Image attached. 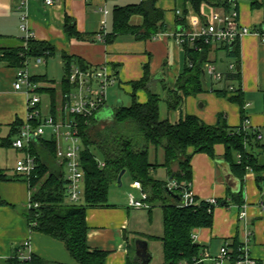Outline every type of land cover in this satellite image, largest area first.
<instances>
[{
	"label": "crops",
	"instance_id": "1",
	"mask_svg": "<svg viewBox=\"0 0 264 264\" xmlns=\"http://www.w3.org/2000/svg\"><path fill=\"white\" fill-rule=\"evenodd\" d=\"M231 2L239 13L241 25L264 30V0H231ZM138 3L140 0H56L53 6H48L45 0H0V47L19 44L24 37L21 26L25 24L35 40L45 42L56 49L54 56L61 57L64 70L63 54L74 56L76 60L80 59L88 66L107 65L117 78L115 85L132 95L133 89L130 83L141 80L144 76V67L148 65L152 78L151 90L166 99L168 91L175 89L179 76L189 62L184 45L178 43L174 34L179 30L189 33L193 29H198L204 20L189 8L185 26L177 28L176 19L179 9L175 1L158 0L157 6L165 11V21L168 25L166 33L145 41H137L133 36L123 35L112 44L99 39L101 33L105 35L112 33L115 8ZM218 9L221 10V7ZM216 10L217 8L208 5L201 7V13L207 20ZM67 17L75 21L77 31L82 37L80 40L70 38L65 31ZM131 22L139 26L143 19L135 16ZM237 44L239 57L231 54V50L225 47L209 48L207 61L213 62L217 69L226 75V79L213 83L203 73V91L194 96H184L181 93V104L174 111L169 110L163 100L162 119L179 123L188 116H194L207 125L215 126L218 118L223 116L229 126L243 125L248 130L259 132L263 137L261 142L264 144V43L258 35H247L239 39ZM238 60H240L239 65H237ZM74 62L75 60L72 65H77ZM232 64L236 66V71L237 66L240 67V83L228 78L232 75L230 74ZM40 66L37 65L36 68ZM16 74V68L0 62L1 139L10 134L11 125L15 121L23 122L27 116L26 95L14 88ZM33 76L39 77L37 74ZM43 77L56 83L46 75ZM43 85L47 87L50 84ZM230 85L241 89L243 110L239 103L231 100L233 94L229 92L226 96L217 94L216 91H228ZM45 94L49 96L48 103H45L42 97ZM41 99L44 113H50V95L43 93ZM147 99V93L139 90L138 102L146 103ZM61 107L62 97H59L56 106L58 120L62 117ZM111 108L106 101L105 107L95 117L96 122L92 126L94 129L112 121L118 106L115 110L114 108L110 110ZM4 129H6L5 136L2 134ZM47 138H44V141H49ZM20 153L23 154L21 151ZM224 153V146L217 145L215 155L219 160H214L207 154H195L191 160L193 195L200 200L215 199L227 202L225 206L215 209L211 228L193 231L196 235L195 242L210 256H215L225 242L232 250L235 242L242 244L246 238V229L250 232L248 239L251 255L260 264H264V189H259L255 174L246 175L243 187L247 216L245 220H240L238 205L230 199L228 191L230 188L231 192H239L242 183L236 177L234 181H227V174L219 164L223 161L221 159ZM149 162L158 166L153 171L155 179L162 182L170 181L166 169L162 166L165 163V152L161 147L150 148ZM0 169L8 177L6 181L0 180V201L4 203L0 204V264L20 250L25 241L30 242L32 254L48 263L76 264L63 242L29 228L24 215L31 201L29 185L17 176L15 167L10 168L6 163L0 162ZM127 175V173L124 175L123 180ZM129 182L130 190L138 191L141 196L142 188H139L131 178ZM123 185L124 182L121 187ZM108 205L104 208L87 210L90 250L107 252L105 264H145L144 259L136 256V247L135 251H132L128 233L131 229H138L133 233L141 234L139 231L142 229L143 221L148 218L147 209L131 208L128 201H108ZM158 208L161 209L160 207L155 209ZM153 211L148 212L150 220L153 219ZM146 251L150 256V264L148 243Z\"/></svg>",
	"mask_w": 264,
	"mask_h": 264
},
{
	"label": "trees",
	"instance_id": "2",
	"mask_svg": "<svg viewBox=\"0 0 264 264\" xmlns=\"http://www.w3.org/2000/svg\"><path fill=\"white\" fill-rule=\"evenodd\" d=\"M181 14L177 16V28L185 26L189 8H192L204 21L201 7L208 5L213 8L223 7L230 12L233 7L231 0H174ZM158 0H140V3L117 7L113 12V31L105 36V42L114 43L119 36L130 35L137 41L156 38L168 31L165 21V11L157 6ZM178 10V11H179ZM237 10V9H236ZM140 16L141 25H133L132 18ZM65 31L72 39L80 40L75 21L66 18ZM188 65L179 76L174 90L168 91V97L153 92L150 88L151 74L149 66L144 67L141 80L130 83L132 86V105L118 108L111 122L102 129L95 130V117L90 124L80 121L82 139L81 163L84 170V203L73 204L68 199V182L64 175V166L57 157V146L54 140L44 139L34 142L30 152L36 157L38 167L33 173L29 188L31 203H39L38 209L27 207L24 215L31 230L43 233L53 239L63 242L75 260L76 264H105L108 253L91 251L88 246L87 210L108 207L109 190L113 187L123 170L133 182L138 183L142 192L148 196L149 212L160 207L163 213L164 234L154 236L163 245L164 264H207L199 262L204 249L196 243L192 234L195 229L211 228L214 221V211L219 206H225L226 200H216L210 204L207 200L194 197L195 204L183 206L182 188L169 190L168 182H162L153 176L158 167L149 162V152L152 146L161 147L165 152V163L162 165L169 175L170 181L191 190L193 179L191 160L195 154H207L214 160L215 147L223 145L225 153L222 156L230 171L242 183L238 193L231 192L228 196L239 208L244 209V179L248 173L255 174L256 183L260 190L264 189V144L258 139L259 132L239 127L229 126L226 118L220 116L215 126L203 123L197 117L188 116L179 123H173L161 117V103H167L169 110H177L181 104V93L184 96H194L203 91V65L207 62L209 47L203 52H195L188 42L184 45ZM230 49V48H229ZM56 49L45 42L22 38L14 46L0 47V62H5L13 68H23L27 61L43 57L47 60L54 56ZM238 56V44L230 52ZM239 57V56H238ZM65 76L56 84L45 77H32V81L41 85L39 93H48L51 98V113L56 117V106L59 97L73 89L68 74L72 62L80 67H87L80 59L66 54ZM190 62L192 66H190ZM238 60L237 65H239ZM237 83L241 82V72L236 71L228 77ZM43 84H50L47 87ZM144 90L148 99L139 103L137 93ZM219 95H228V91H216ZM231 100L240 104L243 110L242 93L238 87L237 94ZM23 122L15 121L11 125L10 134L0 138V147H12L13 139L18 135ZM93 135V136H92ZM94 148L101 156L99 161L91 149ZM192 151V152H190ZM102 162V164H101ZM0 180H8L7 175L0 169ZM0 204H4L0 201ZM264 205V204H263ZM233 255H238L241 244L235 242ZM19 250L2 261V264H55L32 254L31 261L22 262Z\"/></svg>",
	"mask_w": 264,
	"mask_h": 264
},
{
	"label": "built area",
	"instance_id": "3",
	"mask_svg": "<svg viewBox=\"0 0 264 264\" xmlns=\"http://www.w3.org/2000/svg\"><path fill=\"white\" fill-rule=\"evenodd\" d=\"M56 0H45L48 6H53ZM235 7V6H234ZM107 13V11L105 12ZM181 12L177 11V15ZM187 17V16H186ZM25 20V17H24ZM204 21L198 29H193L189 33L179 30L175 33L179 44H190L195 52H203L205 46L209 48L225 47L228 48L232 43L247 35H258L264 43V30L251 29L239 23V13L237 10L227 12L225 8H217L211 14L210 19ZM104 24V22H103ZM21 30L24 32L23 39L27 42L33 39V34L23 24ZM105 34L101 33L99 39L104 41ZM37 65L45 64L43 57L35 59ZM27 61L25 67L18 68L14 88L22 91L27 98V116L23 121L18 135L12 141V147L23 152V157L16 162L15 172L17 176L26 181L29 185L30 179L38 167L36 157L30 152V146L44 138L49 141L54 140L57 146V157L64 166L65 179L68 182V199L70 203L79 204L82 200L84 188V170L81 163L82 139L80 135V121L90 124L91 119L105 107L107 101V90L117 83L115 74L107 65L80 67L71 65L68 78L73 89L63 95L62 98V117L58 120L50 112L45 114L42 109V99L39 90L41 85L32 81L33 75L29 71ZM190 66L192 63L190 62ZM236 72V66H230V74ZM203 73L213 83H219L226 79V75L221 73L215 64L207 61L203 65ZM237 86L230 85L228 92L237 94ZM246 128V127H245ZM247 129V128H246ZM262 135L258 134V139L262 140ZM141 188V186L136 183ZM167 188L171 191L182 188L183 206L188 207L195 204L192 190L179 186L175 181H169ZM264 195V193H263ZM148 196L142 192L140 199L130 196L129 207L134 209H149ZM210 204H216L215 199L208 200ZM39 203L29 202L28 207L38 209ZM245 207L240 211V220L246 219ZM246 238L238 249V255L234 257L230 245L225 242L215 256H210L204 250L199 262L207 264H260L252 255L249 249L250 232L245 229ZM195 241L196 235L192 234ZM19 259L22 262L31 261L32 251L29 241H25L19 250Z\"/></svg>",
	"mask_w": 264,
	"mask_h": 264
},
{
	"label": "rangeland",
	"instance_id": "4",
	"mask_svg": "<svg viewBox=\"0 0 264 264\" xmlns=\"http://www.w3.org/2000/svg\"><path fill=\"white\" fill-rule=\"evenodd\" d=\"M36 61L33 60L29 64V71L31 75L37 74L38 76H47L51 80H55L56 83H60L65 76V70L62 66V60L59 56H51L47 60H45V64L41 65L39 68H36ZM108 106L112 110L117 108V104L119 101L123 102L124 107H129L132 104V96L127 94L122 88L118 85L112 86L107 90L106 93ZM45 103L49 102V96H42ZM162 104V103H161ZM162 106V105H161ZM163 108V107H162ZM105 124H102V127L97 128L102 129ZM95 130L92 131L93 135L96 133ZM4 136L6 134V129L3 130L2 133ZM2 135V136H3ZM92 135V136H93ZM7 136V135H6ZM14 148H0V162L1 164H7L8 167L14 168L16 164L17 158H22L23 154L20 151ZM92 152L95 153L97 159L102 161V156L94 149H91ZM21 154V155H20ZM102 164V162H101ZM129 175H127L123 182V187L113 186L109 190L108 201L110 202H126L129 200L130 196H134L135 198H140V193L138 191H131L129 186ZM84 193V192H83ZM83 197V196H82ZM84 203V198L80 201L79 204ZM149 211L146 210V214L148 216L147 219H144L142 229L139 231L141 234L133 233L138 229H131L128 233L129 235V243L131 244L132 251H135L136 241H144L149 245V252L151 255L150 264H164V252L163 245L160 240L153 238L154 236H162L164 234V225H163V213L161 209H155L153 211V219L150 220ZM140 228V227H139ZM133 256V255H132Z\"/></svg>",
	"mask_w": 264,
	"mask_h": 264
},
{
	"label": "water",
	"instance_id": "5",
	"mask_svg": "<svg viewBox=\"0 0 264 264\" xmlns=\"http://www.w3.org/2000/svg\"><path fill=\"white\" fill-rule=\"evenodd\" d=\"M234 46H235V43H232L230 45V47H229L230 50H232L234 48ZM237 70L240 71V67L239 66H237ZM117 106H118V108L123 107V102L119 101ZM219 164L223 167V171L227 174L226 175L227 181L228 182H230L231 180L234 181L235 177L232 174V172H230L229 165L225 161H220ZM125 174H126V170H123L120 173V175L118 176V179H117V182H116V186L117 187H121L122 186L123 177H124ZM146 248H147V243L142 242V241H137L136 242V256L139 257V258L144 259V263L145 264H149L150 256L147 254Z\"/></svg>",
	"mask_w": 264,
	"mask_h": 264
}]
</instances>
